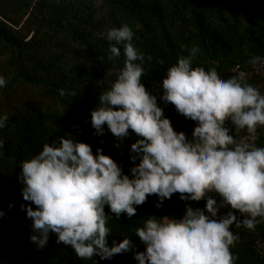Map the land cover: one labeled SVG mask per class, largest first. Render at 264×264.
Segmentation results:
<instances>
[{
	"label": "clouds",
	"instance_id": "obj_1",
	"mask_svg": "<svg viewBox=\"0 0 264 264\" xmlns=\"http://www.w3.org/2000/svg\"><path fill=\"white\" fill-rule=\"evenodd\" d=\"M134 35L127 24L107 31L108 59L119 58L122 46L124 66L91 112L97 135L106 125L120 141L129 130L140 137L131 145L134 166L126 175L101 149L93 154L91 146L72 138L45 143L39 154L21 163L18 178L23 199L36 206L25 209L37 233L30 241L43 248L54 233L57 243L71 246L81 259L111 260L135 251L136 245L124 237L109 246L112 217L106 206L117 220L121 214L131 219L148 197L157 196L159 208L178 194L185 204L205 200L206 208L188 207L182 220L145 219L134 232L145 246L134 255L138 264H235L231 249L239 236L233 227L255 230L264 221V147L252 142L258 127H264V93L243 72L222 79L215 69L194 67L200 50L193 46L168 69L159 96L196 123L189 139L174 131L157 96L142 83L144 62L151 57L136 47ZM249 63L264 65V57ZM6 84L0 75V88ZM8 120L0 114V129ZM226 122L248 135L237 140ZM222 208L230 210L219 215Z\"/></svg>",
	"mask_w": 264,
	"mask_h": 264
},
{
	"label": "trees",
	"instance_id": "obj_2",
	"mask_svg": "<svg viewBox=\"0 0 264 264\" xmlns=\"http://www.w3.org/2000/svg\"><path fill=\"white\" fill-rule=\"evenodd\" d=\"M124 24L134 32L136 47L151 57L144 62L142 83L157 96L174 131L189 139L196 123L159 99L162 81L178 58L196 46L200 51L193 66L215 69L227 79L236 67L249 73L253 66L249 61L264 57V0H0V75L7 81L0 88V114L9 116L0 129L4 141L0 148V212L4 213L0 264H138L134 255L145 251V246L134 232L145 219L182 220L188 207L206 208L205 200L185 204L178 194L157 208L159 201L153 195L137 206L131 219L121 214L117 220L106 206V214L112 217L109 246L124 237H131L136 245L135 251L111 260L81 259L71 246L57 243L54 233L43 248L30 241L37 233L25 209L36 210V206L23 199L18 178L21 163L39 154L45 143L59 145L61 138H72L91 146L93 154L101 149L126 175L134 166L131 145L140 137L129 130V137L120 141L106 125L102 136L91 125L99 96L124 66L122 46L119 58L108 59L106 34ZM247 82L259 88L260 78H247ZM226 126L237 140L247 134L235 132L230 122ZM257 130L256 146L264 147V127ZM229 210L222 208L219 215ZM232 231L239 236L231 249L235 264H264L255 249L256 241L264 239V221L255 230L233 227Z\"/></svg>",
	"mask_w": 264,
	"mask_h": 264
},
{
	"label": "built area",
	"instance_id": "obj_3",
	"mask_svg": "<svg viewBox=\"0 0 264 264\" xmlns=\"http://www.w3.org/2000/svg\"><path fill=\"white\" fill-rule=\"evenodd\" d=\"M234 74L243 72L246 74V78L253 79L254 77H259L260 78V84H259V89L261 93H264V65L260 66H252L251 70H249V73L244 72L239 69V67H236L233 71ZM248 134H246L244 137H246ZM259 140V132L257 130L256 133V138L253 143H257ZM255 249L258 252V254L264 259V239L257 240L255 243Z\"/></svg>",
	"mask_w": 264,
	"mask_h": 264
}]
</instances>
